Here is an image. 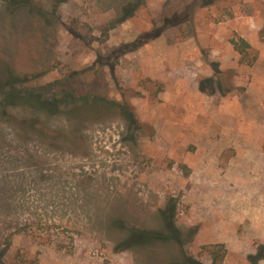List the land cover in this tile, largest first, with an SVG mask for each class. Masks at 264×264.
I'll return each instance as SVG.
<instances>
[{
	"label": "rangeland",
	"instance_id": "1",
	"mask_svg": "<svg viewBox=\"0 0 264 264\" xmlns=\"http://www.w3.org/2000/svg\"><path fill=\"white\" fill-rule=\"evenodd\" d=\"M11 1L0 78L137 127L0 108V264H264V0ZM164 215L180 245L124 246Z\"/></svg>",
	"mask_w": 264,
	"mask_h": 264
},
{
	"label": "trees",
	"instance_id": "2",
	"mask_svg": "<svg viewBox=\"0 0 264 264\" xmlns=\"http://www.w3.org/2000/svg\"><path fill=\"white\" fill-rule=\"evenodd\" d=\"M224 0H195L193 7L208 8L216 6ZM10 3L14 6L25 4L24 0H13ZM193 8V9H194ZM178 19L174 18L165 23L166 28L178 25ZM116 24L112 27L115 28ZM244 45L247 46L246 43ZM235 48L241 54L244 49H240L235 43ZM20 80L10 71H6L3 78H0V108H23L29 111L43 112L48 115H58L63 110L70 116L91 118L102 115L121 114L128 122V129H136L135 114L132 107L128 104L121 105L117 101L109 100L107 97L94 94L79 95L75 91H61L59 94H52L53 86L39 88H19ZM172 218L171 216H169ZM162 232H153L140 230L138 228H129L128 237L124 241L127 249L149 246L151 244H179L181 232L173 222L168 221L167 216L162 217ZM120 230H125L122 222H118ZM213 264H222V259L213 253ZM185 259V258H184ZM186 260V259H185ZM188 263L192 260L187 259Z\"/></svg>",
	"mask_w": 264,
	"mask_h": 264
}]
</instances>
